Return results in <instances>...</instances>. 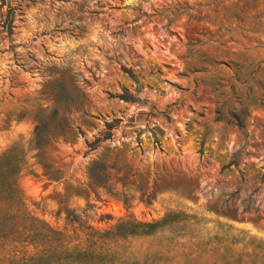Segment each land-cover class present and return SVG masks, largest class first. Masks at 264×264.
I'll use <instances>...</instances> for the list:
<instances>
[{
	"label": "rangeland",
	"instance_id": "rangeland-1",
	"mask_svg": "<svg viewBox=\"0 0 264 264\" xmlns=\"http://www.w3.org/2000/svg\"><path fill=\"white\" fill-rule=\"evenodd\" d=\"M0 158V264H264V0H0Z\"/></svg>",
	"mask_w": 264,
	"mask_h": 264
},
{
	"label": "trees",
	"instance_id": "trees-1",
	"mask_svg": "<svg viewBox=\"0 0 264 264\" xmlns=\"http://www.w3.org/2000/svg\"><path fill=\"white\" fill-rule=\"evenodd\" d=\"M124 72L128 76H130L131 78H133L130 70H124ZM116 98H118V99H120V100H122L124 102H135L136 101V99L134 97H132V96H130L128 94H125V93L122 94V95L117 96ZM116 124H117L116 121H113L111 123L106 124L105 126H106V130L107 131L104 133L103 138L101 140L99 139L97 141H102V140L110 139V137H111V130L116 127ZM238 126H241L240 123L238 124ZM0 161H1V158H0Z\"/></svg>",
	"mask_w": 264,
	"mask_h": 264
}]
</instances>
